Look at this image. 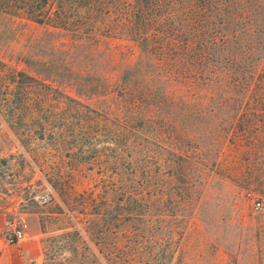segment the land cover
I'll list each match as a JSON object with an SVG mask.
<instances>
[{"label":"trees","instance_id":"1","mask_svg":"<svg viewBox=\"0 0 264 264\" xmlns=\"http://www.w3.org/2000/svg\"><path fill=\"white\" fill-rule=\"evenodd\" d=\"M0 14L44 30L31 74L0 62L2 121L102 180L82 220L75 192L55 213L75 223L46 264H153V212L195 197L218 161L205 148H264V0H0Z\"/></svg>","mask_w":264,"mask_h":264},{"label":"rangeland","instance_id":"2","mask_svg":"<svg viewBox=\"0 0 264 264\" xmlns=\"http://www.w3.org/2000/svg\"><path fill=\"white\" fill-rule=\"evenodd\" d=\"M43 31L38 25L0 14V62L17 72L31 74L24 62ZM34 68L39 70L38 65ZM7 74L4 70L0 79L4 80ZM59 89L91 109L97 106L95 98L86 101L67 86ZM2 120L0 115L1 264L22 261L19 246L33 237L39 259L26 260L25 264H46L44 248L69 244V239L61 235L70 232L67 226L75 223L57 221L55 213L67 211L64 200L74 192L83 196L77 212H88L90 201L102 194V180L96 169L70 173L55 148H39L37 142L31 148L20 146ZM205 149L218 150V161L207 173L208 178L198 181L195 197L186 206L182 204L176 215L168 209H163L162 214L158 208L153 212V264H264V211L257 207H264V148ZM59 169L64 176L65 172L71 176L63 178L65 184L55 189L56 184L49 179L53 180ZM83 215L78 218L82 220ZM159 220L164 222L160 224ZM6 222L24 226L23 242L7 244ZM59 254L57 262L68 257L62 250Z\"/></svg>","mask_w":264,"mask_h":264},{"label":"built area","instance_id":"3","mask_svg":"<svg viewBox=\"0 0 264 264\" xmlns=\"http://www.w3.org/2000/svg\"><path fill=\"white\" fill-rule=\"evenodd\" d=\"M258 209L264 211L261 204H257ZM5 240L9 245H17L25 240L24 226L20 223L6 222Z\"/></svg>","mask_w":264,"mask_h":264},{"label":"crops","instance_id":"4","mask_svg":"<svg viewBox=\"0 0 264 264\" xmlns=\"http://www.w3.org/2000/svg\"><path fill=\"white\" fill-rule=\"evenodd\" d=\"M0 222H1V215H0ZM20 249L18 250V255H20V264H25L26 260L28 261H35L39 259V251H38V246L35 240V237L29 238L28 242L19 246ZM18 259V257H16ZM1 260L4 261V256L2 259H0V264ZM18 263V260H15ZM18 263V264H19ZM10 264H13L10 263Z\"/></svg>","mask_w":264,"mask_h":264}]
</instances>
